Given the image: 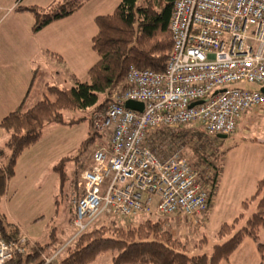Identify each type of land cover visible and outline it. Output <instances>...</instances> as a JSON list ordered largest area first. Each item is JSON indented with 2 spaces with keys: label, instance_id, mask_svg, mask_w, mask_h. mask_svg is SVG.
I'll use <instances>...</instances> for the list:
<instances>
[{
  "label": "built area",
  "instance_id": "2783aa9c",
  "mask_svg": "<svg viewBox=\"0 0 264 264\" xmlns=\"http://www.w3.org/2000/svg\"><path fill=\"white\" fill-rule=\"evenodd\" d=\"M168 28L164 71L130 67L125 89L91 116L105 144L79 172L72 235L42 264L58 261L105 218L200 217L210 174L191 164L176 131L196 126L209 137L228 136L243 113L264 107L260 91L237 87H264V0H174ZM126 101L141 103L142 111L125 109ZM22 242L6 243L0 234V264L23 253Z\"/></svg>",
  "mask_w": 264,
  "mask_h": 264
},
{
  "label": "trees",
  "instance_id": "16d2710c",
  "mask_svg": "<svg viewBox=\"0 0 264 264\" xmlns=\"http://www.w3.org/2000/svg\"><path fill=\"white\" fill-rule=\"evenodd\" d=\"M87 1L55 0L45 9L20 6L16 12L29 13L33 17L32 33L35 34L54 22L72 16ZM138 2L139 0H121L111 14L95 18L97 34L91 45L98 61L88 71L86 81H76L70 89L47 87V95L42 101L28 110H22L20 106L1 120L0 130L6 141L0 149V206L7 185L15 175L18 158L42 138L46 126L73 127L87 121L89 129L85 139L73 153L61 158L52 167L59 182L55 204H58V198L62 197L65 189L69 193L67 196L76 193L79 172L89 166L88 149L96 138L101 137L92 130L91 116L104 110L113 96L125 89V78L130 67L156 73L164 71L172 48L168 26L174 0ZM89 109L92 110L89 118L81 116L66 121L63 117L64 112H85ZM184 129L177 130L176 136L181 137ZM193 156L206 162L212 170L207 180L212 184L205 212L207 214L222 173L224 152H216L212 159H203L198 153H193ZM69 164L74 168L68 174L66 169ZM251 203H255L256 211L244 222H241L243 217L239 215L231 223H224L219 227L216 236L224 242L213 246L209 256L189 255L184 246L165 229V220L148 219L127 229L119 228L114 223H110L108 229L104 224L94 226L66 249L63 259L53 264H91L103 254H115L110 264H219L227 261L245 238H250L255 243L260 256L259 264H263L264 240L260 241L258 234L264 230V178L257 182L254 193L242 202V206L246 207ZM68 205L66 214L69 215L68 223L71 226L74 211L70 202ZM43 219V216H38L33 222ZM0 234L6 243L23 240V253H15L8 264H42L40 257L49 252L56 240L52 229L48 243L41 245L28 241L4 212H0Z\"/></svg>",
  "mask_w": 264,
  "mask_h": 264
},
{
  "label": "crops",
  "instance_id": "0c3cea01",
  "mask_svg": "<svg viewBox=\"0 0 264 264\" xmlns=\"http://www.w3.org/2000/svg\"><path fill=\"white\" fill-rule=\"evenodd\" d=\"M54 1L0 0V122L20 106L22 110H28L42 101L47 95V87L70 89L76 81H86L88 71L98 61L91 45L92 39L97 34L94 20L96 17L111 14L121 0H88L72 16L54 22L35 34L32 33L33 17L29 13L16 12L20 6L45 9ZM84 123L73 127L46 126L42 138L24 151L16 162L15 175L7 185L2 203L5 204L4 213L8 219L18 227L22 237L28 241L35 242L33 237L23 233L20 223L25 219V224H32L36 217L30 218L21 212L16 215L11 214L6 208L7 202L16 195L19 197L22 194L34 195L37 192L34 190L36 187L34 180L44 168L50 170L52 182L55 184L58 182L52 167L61 158L70 155L78 148L82 142L83 132L78 128ZM87 127L89 129V126ZM86 132L88 133L84 130V133ZM5 141L6 137L0 130V149ZM251 146L255 151L251 154L246 152L243 154L245 159L243 161L247 165L230 169L228 172L231 175L228 180L229 190L235 194V198H238L239 204L251 197L257 182L264 178L262 145L252 143ZM244 174L243 180L236 179L237 175ZM223 176L224 171L219 176L216 193L221 182H227ZM50 197L52 198V193ZM211 211L209 209L207 215ZM240 215L244 216V214ZM249 216L243 217L241 222ZM232 218L237 217L233 215ZM263 232L264 230H261L258 234L260 241L264 240L261 239ZM259 263L260 256L255 243L250 238H245L229 259L219 264Z\"/></svg>",
  "mask_w": 264,
  "mask_h": 264
},
{
  "label": "rangeland",
  "instance_id": "374dc122",
  "mask_svg": "<svg viewBox=\"0 0 264 264\" xmlns=\"http://www.w3.org/2000/svg\"><path fill=\"white\" fill-rule=\"evenodd\" d=\"M138 3H141L139 0ZM87 80V79H86ZM249 89V90H260L261 86L255 84H245L240 83L237 87ZM69 88V87H66ZM92 110L89 109L85 112H64L63 117L67 121L70 118H77L84 116L89 118L91 116ZM87 121L81 125L78 129L82 131V140L86 136L85 131H88ZM100 138H96L95 142L88 149V154L98 149L101 145H104L106 137L102 134ZM182 146L184 147L185 156L192 162L195 167L200 170H203L205 174L212 173V170L207 166L206 162H201L197 160L193 153L200 154L203 159H210L214 157L216 152H224V157L222 160V171H224L223 179L225 178L227 182H221L220 188L217 193L215 191L210 209L212 210L210 214H201L200 217L196 219H183V218H156V217H144L136 219H127L121 217H109L102 219L97 222L95 226L100 227L101 224H104L106 227L110 223H114L115 226H118L122 229H127L131 226L135 227L137 224L144 222L146 220H165V229L170 231V235L177 241L180 242L181 246H184V249L189 255H201V254H210L213 246L221 244L224 240L217 238L216 234L221 226V224L231 223L234 219L233 215L238 217L240 214H244L243 217H247L256 211L255 203H251L246 207L237 203L235 194L231 193L229 190L228 180L231 178V175L228 174L230 169L240 168L246 166L245 159H243L244 152L253 153L255 149L251 146L252 143H257L262 145V150H264V107L261 109H252L246 111L241 115V118L238 120L236 130L233 134L228 135L226 139L219 140L216 136L209 137L205 134L200 128L187 127L181 132ZM262 142V143H258ZM88 155V156H89ZM212 159V158H211ZM74 166L72 164L67 165L68 174L73 171ZM227 172V174H226ZM51 172L48 168H44L39 172V176L34 180L36 182L34 195H19L15 196L10 202H7L6 208L11 212V214H17L21 212L23 215H26L30 218L32 216L38 217L43 216L42 221L25 224V219L22 221L21 229L24 234H28L33 237L35 242L43 245L49 242V234L51 230H54L56 237L55 243L49 250V254L54 250L61 248L64 243L70 238L73 233L69 221V215L66 214L68 208V203L71 202L72 195L70 196L66 189L64 190L62 197L58 198L59 202L56 205L54 198L59 194L58 182L55 184L51 180ZM245 176L240 175L236 176V179L243 180ZM53 192L55 194L53 195ZM52 193V198L50 197ZM37 195V196H35ZM55 196V197H54ZM245 201V200H244ZM0 212H5V204L2 203L0 206ZM206 215V216H205ZM203 217V218H202ZM205 223H203V220ZM110 228L109 226L107 229ZM264 238V232L261 234V239ZM42 254L40 259H43V256L49 254ZM66 255L64 251L60 256L58 261L63 259ZM115 254H103L100 255L93 263L91 264H110L112 262V257ZM58 264V263H57Z\"/></svg>",
  "mask_w": 264,
  "mask_h": 264
},
{
  "label": "water",
  "instance_id": "95a60500",
  "mask_svg": "<svg viewBox=\"0 0 264 264\" xmlns=\"http://www.w3.org/2000/svg\"><path fill=\"white\" fill-rule=\"evenodd\" d=\"M259 91L262 94H264V87L260 88ZM124 108L127 109V110L135 111V112H141L142 111V108H143V105L141 103H135V102H132V101H126L124 103ZM217 138L219 140H223V139H226L227 136L218 135Z\"/></svg>",
  "mask_w": 264,
  "mask_h": 264
}]
</instances>
